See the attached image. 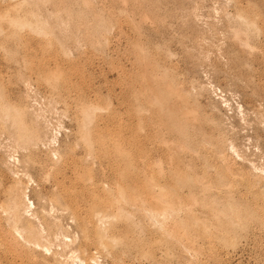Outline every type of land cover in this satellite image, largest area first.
Returning a JSON list of instances; mask_svg holds the SVG:
<instances>
[{"label": "rangeland", "instance_id": "rangeland-1", "mask_svg": "<svg viewBox=\"0 0 264 264\" xmlns=\"http://www.w3.org/2000/svg\"><path fill=\"white\" fill-rule=\"evenodd\" d=\"M0 264H264V0H0Z\"/></svg>", "mask_w": 264, "mask_h": 264}, {"label": "bare ground", "instance_id": "bare-ground-1", "mask_svg": "<svg viewBox=\"0 0 264 264\" xmlns=\"http://www.w3.org/2000/svg\"><path fill=\"white\" fill-rule=\"evenodd\" d=\"M20 136V135H19ZM24 137V136H23ZM130 190H135V189H130ZM91 202H92V200L91 201H84V205H91ZM12 203V202H11ZM59 203V202H58ZM75 204H76V202H75ZM16 208V205L14 204L13 206H11V209H15ZM75 210H77V207L75 208ZM17 219V218H16ZM97 220V219H96ZM103 220V219H102ZM42 227V226H41ZM37 229V228H36ZM28 233V232H27ZM29 234H34V233H31V231L29 232ZM20 235V234H19ZM35 235V234H34ZM27 236V235H26ZM37 237V236H36ZM39 238V237H38Z\"/></svg>", "mask_w": 264, "mask_h": 264}]
</instances>
